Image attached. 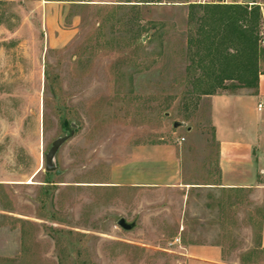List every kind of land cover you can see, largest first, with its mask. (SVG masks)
<instances>
[{
    "label": "rangeland",
    "instance_id": "rangeland-1",
    "mask_svg": "<svg viewBox=\"0 0 264 264\" xmlns=\"http://www.w3.org/2000/svg\"><path fill=\"white\" fill-rule=\"evenodd\" d=\"M200 1L0 0V264H190L192 244L264 264L262 195L173 185L218 176L210 102L186 95Z\"/></svg>",
    "mask_w": 264,
    "mask_h": 264
},
{
    "label": "trees",
    "instance_id": "trees-1",
    "mask_svg": "<svg viewBox=\"0 0 264 264\" xmlns=\"http://www.w3.org/2000/svg\"><path fill=\"white\" fill-rule=\"evenodd\" d=\"M185 77L188 94L203 97L258 88L264 46L258 6L189 4ZM66 124V121L65 123ZM263 215V214H262Z\"/></svg>",
    "mask_w": 264,
    "mask_h": 264
},
{
    "label": "crops",
    "instance_id": "crops-1",
    "mask_svg": "<svg viewBox=\"0 0 264 264\" xmlns=\"http://www.w3.org/2000/svg\"><path fill=\"white\" fill-rule=\"evenodd\" d=\"M219 2L258 6L264 24V0H220ZM263 64L264 57L260 62L261 73L257 89L241 88L234 93L225 91L202 98L210 102L212 124L218 142L217 178L207 184L173 182V185L182 184L191 188L211 185L210 187L233 190L250 188L254 193L262 195V246L264 247V114L260 116L261 110L258 109V103L264 100ZM152 151L155 159L148 163L157 167L162 165L163 162L157 159L161 158L162 148ZM179 162L178 164L181 165L182 163ZM150 184L160 185L158 181ZM186 252L190 264H222V248L217 244H192L186 248Z\"/></svg>",
    "mask_w": 264,
    "mask_h": 264
},
{
    "label": "water",
    "instance_id": "water-1",
    "mask_svg": "<svg viewBox=\"0 0 264 264\" xmlns=\"http://www.w3.org/2000/svg\"><path fill=\"white\" fill-rule=\"evenodd\" d=\"M179 125H180V123H178V122L174 123L175 127H178ZM74 128H75V124H72V129L70 130L69 134H66L62 137H59L53 141L52 146L50 147V149L48 150V152L45 155V170L46 171H48V172L55 171L56 174L61 173V170L57 169V166L55 164V154H56L57 150L59 149V147L65 141H67L70 138V136H72L74 134ZM118 225L121 226L125 230H131L134 228L136 223L135 222H128L125 218H120L118 221Z\"/></svg>",
    "mask_w": 264,
    "mask_h": 264
},
{
    "label": "built area",
    "instance_id": "built-area-1",
    "mask_svg": "<svg viewBox=\"0 0 264 264\" xmlns=\"http://www.w3.org/2000/svg\"><path fill=\"white\" fill-rule=\"evenodd\" d=\"M200 2L205 3L204 0L203 1L201 0ZM260 36H261V38H260V44L262 46H264V31H261L260 32ZM263 108H264V100H262L261 102L258 103V109L259 110H262Z\"/></svg>",
    "mask_w": 264,
    "mask_h": 264
}]
</instances>
